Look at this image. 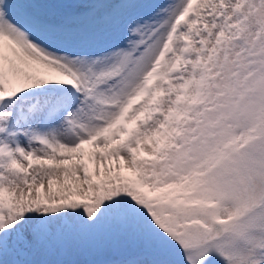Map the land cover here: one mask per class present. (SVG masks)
<instances>
[{
	"label": "snow or ice",
	"instance_id": "6c2138e0",
	"mask_svg": "<svg viewBox=\"0 0 264 264\" xmlns=\"http://www.w3.org/2000/svg\"><path fill=\"white\" fill-rule=\"evenodd\" d=\"M0 264H264V0H0Z\"/></svg>",
	"mask_w": 264,
	"mask_h": 264
}]
</instances>
